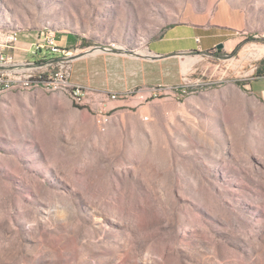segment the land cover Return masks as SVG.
<instances>
[{"label":"rangeland","instance_id":"rangeland-1","mask_svg":"<svg viewBox=\"0 0 264 264\" xmlns=\"http://www.w3.org/2000/svg\"><path fill=\"white\" fill-rule=\"evenodd\" d=\"M179 22L224 25L240 47L139 93L134 145L106 136L110 119L69 82L1 87L0 264H264V103L245 86L264 59V0H0V49L72 68L97 50L146 55ZM46 34L65 47L35 50Z\"/></svg>","mask_w":264,"mask_h":264},{"label":"crops","instance_id":"crops-1","mask_svg":"<svg viewBox=\"0 0 264 264\" xmlns=\"http://www.w3.org/2000/svg\"><path fill=\"white\" fill-rule=\"evenodd\" d=\"M223 26L189 22L164 26L148 41V54L141 56L104 50L82 54L72 59L69 81L91 90L89 105L85 106L92 111L103 100L102 111L108 113L110 119L105 125L106 136L120 138L121 147L123 138L130 136L134 145V106L144 96L139 93L155 94L160 85L179 83L183 74L196 65L198 56L212 50L220 42L226 51H231L241 39L228 37ZM24 41L23 44L31 42L29 39ZM65 41L66 38H59V46L65 47ZM246 83L250 92L264 103V76L253 77ZM34 91L43 94L41 90ZM110 94H117V97L110 98ZM66 99L71 102L70 98ZM143 108L140 105L136 110ZM81 115L85 125L94 123L92 115L83 112ZM97 130L100 131L99 128Z\"/></svg>","mask_w":264,"mask_h":264},{"label":"built area","instance_id":"built-area-1","mask_svg":"<svg viewBox=\"0 0 264 264\" xmlns=\"http://www.w3.org/2000/svg\"><path fill=\"white\" fill-rule=\"evenodd\" d=\"M198 40V39H197ZM35 50L46 49L50 53L59 52L62 49L51 34H46L35 43ZM34 51V50H33ZM50 66V68H48ZM71 72V64L67 58H53L44 56L38 61H30L28 59L17 58L3 48L0 49V82L9 80L28 79V80H46L55 81L62 80L69 82L73 91L80 96V101H87L89 105V94L91 90L86 89L81 84L71 83L69 76ZM110 98H116L117 94H110ZM103 100L93 107V112L97 123L107 122L109 117L102 111ZM76 105V104H74Z\"/></svg>","mask_w":264,"mask_h":264},{"label":"bare ground","instance_id":"bare-ground-1","mask_svg":"<svg viewBox=\"0 0 264 264\" xmlns=\"http://www.w3.org/2000/svg\"><path fill=\"white\" fill-rule=\"evenodd\" d=\"M37 83V82H42V83H48L50 84L51 81H46V80H28V79H17V80H9L7 82H0V90H1V87L4 85V83H12V84H18V85H21V86H26L28 85L29 83ZM75 94V93H74ZM76 95V94H75ZM78 98H80V96H78Z\"/></svg>","mask_w":264,"mask_h":264},{"label":"trees","instance_id":"trees-1","mask_svg":"<svg viewBox=\"0 0 264 264\" xmlns=\"http://www.w3.org/2000/svg\"><path fill=\"white\" fill-rule=\"evenodd\" d=\"M239 47H240V43L235 46L233 51H237L239 49ZM253 76L254 77L264 76V59L259 61V64H258L257 68L255 69ZM237 83L239 85L245 84V83H241L239 81H237ZM74 104H76V103H74ZM76 106H80V105L76 104Z\"/></svg>","mask_w":264,"mask_h":264},{"label":"water","instance_id":"water-1","mask_svg":"<svg viewBox=\"0 0 264 264\" xmlns=\"http://www.w3.org/2000/svg\"><path fill=\"white\" fill-rule=\"evenodd\" d=\"M223 47V44L222 43H218L217 44V48H222Z\"/></svg>","mask_w":264,"mask_h":264}]
</instances>
